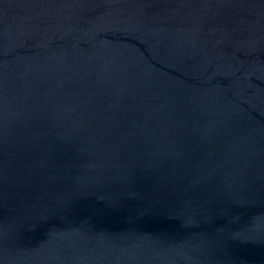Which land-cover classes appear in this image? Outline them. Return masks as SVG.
I'll use <instances>...</instances> for the list:
<instances>
[{"label": "water", "instance_id": "1", "mask_svg": "<svg viewBox=\"0 0 264 264\" xmlns=\"http://www.w3.org/2000/svg\"><path fill=\"white\" fill-rule=\"evenodd\" d=\"M0 264H264V0H0Z\"/></svg>", "mask_w": 264, "mask_h": 264}]
</instances>
